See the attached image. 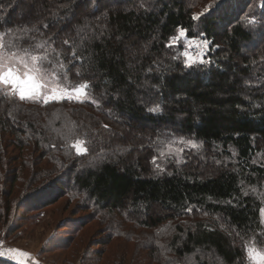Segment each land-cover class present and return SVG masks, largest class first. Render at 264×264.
<instances>
[{
	"label": "trees",
	"instance_id": "trees-1",
	"mask_svg": "<svg viewBox=\"0 0 264 264\" xmlns=\"http://www.w3.org/2000/svg\"><path fill=\"white\" fill-rule=\"evenodd\" d=\"M179 29L208 42L204 60L167 46ZM0 43L90 96L46 104L0 91L2 227L16 234L18 211L65 199L104 224L102 244L132 240L154 264H253L245 245L264 250V0H0ZM172 139L195 147L166 151Z\"/></svg>",
	"mask_w": 264,
	"mask_h": 264
},
{
	"label": "rangeland",
	"instance_id": "rangeland-1",
	"mask_svg": "<svg viewBox=\"0 0 264 264\" xmlns=\"http://www.w3.org/2000/svg\"><path fill=\"white\" fill-rule=\"evenodd\" d=\"M203 9L201 7L199 11ZM203 41H205L203 38L189 39L184 36L173 45L180 46L183 55L188 53L192 57V61H201L205 59L207 50V47L203 46ZM45 81L46 94L57 87L66 88L46 76ZM89 99V90L87 89V96H81L80 100ZM36 100L44 101V97L41 96ZM168 142L169 149H165L166 151L178 152L177 150L180 148H193L192 140L172 139ZM5 201L6 197L2 196L4 204H1L0 208L5 205ZM25 215L27 214L22 210L17 212V218L19 216L24 218L21 220L22 226L16 234L10 232L13 227L9 228V225L2 227L4 217L0 215V253H2L0 257L15 264H34V262L35 264H117L122 260H125L126 264H138L139 258L142 263L144 261L146 264H154L149 258L148 252L143 251L140 245L135 244L132 240L113 239L108 244H102L104 231H106L102 228L104 224L97 220L91 221L86 217L85 212L75 211L73 205L67 204L65 199L45 207L39 214ZM74 220L79 221L82 225L76 234L71 232L75 226ZM19 226L17 224L14 227ZM7 232L10 236L5 238ZM9 249H17L29 255L21 257L17 253L9 252Z\"/></svg>",
	"mask_w": 264,
	"mask_h": 264
},
{
	"label": "snow or ice",
	"instance_id": "snow-or-ice-1",
	"mask_svg": "<svg viewBox=\"0 0 264 264\" xmlns=\"http://www.w3.org/2000/svg\"><path fill=\"white\" fill-rule=\"evenodd\" d=\"M197 16H193V19H197ZM186 35L185 30L179 29L178 34L170 38L168 47L173 46L174 43L179 42L181 38ZM67 43V41H65ZM203 46L206 48L208 42L203 41ZM4 45L0 43V91L7 89L5 93L8 96L17 95L20 100L25 99H37L41 96L44 97V103H48L50 100H60V99H77L78 102L81 96H87L88 85L85 82L82 85L72 88H54L50 93L46 94V81L45 76L47 75L45 69L38 64V57L36 55H31L29 63L28 51L24 50L22 54L17 52L7 53L3 51ZM186 57V63L192 61V57L188 53H184ZM195 62V61H192ZM59 82V74L53 73ZM154 111H159V109H154ZM191 143V142H189ZM84 141L77 140L73 143L77 153L84 152L87 149L82 147ZM193 147L195 145L193 144ZM155 162V161H154ZM262 214H264V209H261ZM255 243V241H253ZM9 252L17 253L21 257H27L29 254L17 249H9ZM245 251L248 257L253 261V264H264V251L258 250L256 248H249L245 245ZM2 254V253H0ZM35 264V262H34Z\"/></svg>",
	"mask_w": 264,
	"mask_h": 264
}]
</instances>
